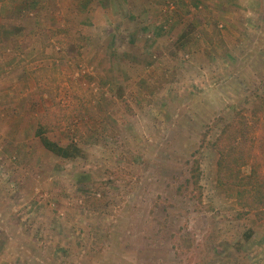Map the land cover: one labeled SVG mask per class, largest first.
I'll return each mask as SVG.
<instances>
[{
    "label": "rangeland",
    "instance_id": "obj_1",
    "mask_svg": "<svg viewBox=\"0 0 264 264\" xmlns=\"http://www.w3.org/2000/svg\"><path fill=\"white\" fill-rule=\"evenodd\" d=\"M263 106L264 0H0V264H264L202 143Z\"/></svg>",
    "mask_w": 264,
    "mask_h": 264
},
{
    "label": "trees",
    "instance_id": "obj_2",
    "mask_svg": "<svg viewBox=\"0 0 264 264\" xmlns=\"http://www.w3.org/2000/svg\"><path fill=\"white\" fill-rule=\"evenodd\" d=\"M258 123L232 119L220 129L214 140L202 143L218 151V184L235 191L236 198L246 209L264 216V106ZM48 127L41 123L37 130L43 146L62 158H74L82 153L76 142L62 145L46 135ZM200 162L195 160L192 170L194 184L199 186Z\"/></svg>",
    "mask_w": 264,
    "mask_h": 264
},
{
    "label": "crops",
    "instance_id": "obj_3",
    "mask_svg": "<svg viewBox=\"0 0 264 264\" xmlns=\"http://www.w3.org/2000/svg\"><path fill=\"white\" fill-rule=\"evenodd\" d=\"M21 4L19 3V6H20ZM23 6V5H22ZM23 19H29L30 21H35L36 22V19L34 18V17H30V18H26V17H24ZM8 31V30H7Z\"/></svg>",
    "mask_w": 264,
    "mask_h": 264
}]
</instances>
